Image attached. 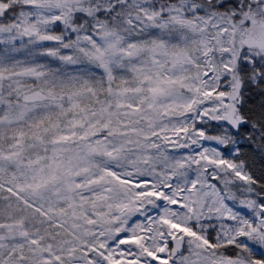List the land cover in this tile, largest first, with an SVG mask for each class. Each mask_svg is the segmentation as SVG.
<instances>
[{
  "label": "snow or ice",
  "instance_id": "6c2138e0",
  "mask_svg": "<svg viewBox=\"0 0 264 264\" xmlns=\"http://www.w3.org/2000/svg\"><path fill=\"white\" fill-rule=\"evenodd\" d=\"M0 264H264V0H0Z\"/></svg>",
  "mask_w": 264,
  "mask_h": 264
}]
</instances>
